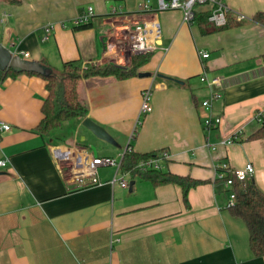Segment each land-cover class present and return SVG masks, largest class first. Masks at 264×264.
I'll list each match as a JSON object with an SVG mask.
<instances>
[{
    "label": "crops",
    "instance_id": "crops-1",
    "mask_svg": "<svg viewBox=\"0 0 264 264\" xmlns=\"http://www.w3.org/2000/svg\"><path fill=\"white\" fill-rule=\"evenodd\" d=\"M145 1L152 11L142 10ZM223 1L235 19L244 16L239 24L215 28L201 16L185 23L180 9L157 11L158 0H0V43L57 71L70 61L124 64L116 46L124 33L151 20L161 28L159 48L139 68L150 76H93L79 83L86 117L119 147L105 143L84 119L42 136L35 129L46 80L21 73L0 82V121L11 125L0 133V264H264V255L251 249L246 222L229 209L231 188L215 179L219 162L233 169L252 163L249 178L264 192V138L246 139L261 126L256 116L264 111V25L253 20L264 0ZM88 5L95 12L91 25L76 27L74 19ZM211 8L199 5L196 13ZM202 75L220 78L221 85H208ZM148 88L153 110L143 113ZM218 92L207 109L203 101ZM210 115L221 118L217 127L205 124ZM238 133L243 140L222 143ZM129 143L137 153L166 152L162 170L203 181L189 190L188 204L179 184L155 186L127 174L128 187L113 185L116 169L108 166L99 169L101 183L83 185L59 164L62 152L86 147L119 157Z\"/></svg>",
    "mask_w": 264,
    "mask_h": 264
},
{
    "label": "trees",
    "instance_id": "trees-1",
    "mask_svg": "<svg viewBox=\"0 0 264 264\" xmlns=\"http://www.w3.org/2000/svg\"><path fill=\"white\" fill-rule=\"evenodd\" d=\"M209 12L197 14L196 18L201 16L205 22L210 23L215 28H226L239 24L231 14H229L228 24L223 27H216L208 20ZM257 23L264 25V11H259L253 17ZM90 23L76 27H88ZM151 53L139 54L132 58L130 65H121L114 62H105L102 64L88 63L84 67L75 61L65 62L62 70H55L46 62L41 63L52 69V73L44 75L33 71L19 72L14 69H0V82L8 77H16L21 73L29 75L42 76L46 80L47 97L42 106L43 117L35 129L42 136H49L53 131L61 128L65 122L72 119L86 118L89 109L83 102L79 94V83L84 78L93 76H115L118 79H126L139 74V68L150 59ZM264 64V55L262 56ZM264 66V65H263ZM261 126L246 139L264 138V115ZM133 135V138L135 137ZM241 134L233 136L235 141ZM236 137V138H235ZM131 143H129V146ZM166 152L155 151L151 153H137L128 148L122 160L121 171L127 173L133 179L141 177L151 181L155 186L174 183L179 184L184 193V201L188 204V192L203 181L193 179L189 176H180L158 168L149 167L147 162L150 159H162L166 157ZM234 189L237 197L233 205L229 206L234 216L241 217L247 224L250 235V246L256 256L264 255V192L256 185L253 179L248 178L244 182L235 180Z\"/></svg>",
    "mask_w": 264,
    "mask_h": 264
},
{
    "label": "built area",
    "instance_id": "built-area-1",
    "mask_svg": "<svg viewBox=\"0 0 264 264\" xmlns=\"http://www.w3.org/2000/svg\"><path fill=\"white\" fill-rule=\"evenodd\" d=\"M211 4L212 8L209 11L208 20L216 27H223L228 24L230 9L223 0H158L157 11L169 10V9H180L183 14V21L185 23H193L196 19V7L199 5ZM141 8L144 11H152L150 1H145L141 4ZM94 7L88 5L84 11H82L75 19L74 25H84L90 22L94 16ZM7 14L3 15V19H6ZM237 21L244 19L243 15L236 17ZM64 26V23H61ZM56 24L47 25L45 30L49 33L55 27ZM161 34V28L157 21L151 20L138 24L133 28H130L119 41L116 43L118 52H120V60L124 62L121 65H130L132 58L139 54L151 53L159 48L157 43L158 38ZM25 57H28L27 52H22ZM202 57L207 58L209 53H201ZM119 61V59H116ZM118 64V63H117ZM202 81H206L208 85H221L220 78L208 80L206 75H202ZM221 94L212 93L207 99L203 101V105L211 110L212 102L214 99L220 97ZM153 110L152 103V90L150 88L145 89L142 94V105L141 112L149 113ZM264 111L257 113V120L260 124L263 122ZM221 121L219 117H213L210 115L205 124L210 127H217ZM11 130L10 123L0 121V133ZM236 138V137H235ZM234 138L231 137L228 140L222 141V143H233ZM127 147L119 157L111 156H98L89 152L86 147H80L75 152H70L69 155L59 153V164L62 167V171L69 174V176L83 185L85 184H99L101 183L99 177V169L101 167H114L116 169L114 176L110 180L111 184L117 182L123 187H128L129 182L124 179L127 173L121 171L122 160L125 152L128 150ZM216 146L213 147L215 149ZM131 149V148H130ZM167 155V154H166ZM5 165V160H0V166ZM149 167L161 169L159 159H150L147 162ZM255 173V167L252 163H248L245 168L233 169L229 164L225 162H219L216 165L215 179L223 182L227 187L231 188L229 206L233 205L236 201V191L234 189L235 180L244 182Z\"/></svg>",
    "mask_w": 264,
    "mask_h": 264
},
{
    "label": "water",
    "instance_id": "water-1",
    "mask_svg": "<svg viewBox=\"0 0 264 264\" xmlns=\"http://www.w3.org/2000/svg\"><path fill=\"white\" fill-rule=\"evenodd\" d=\"M14 69L19 72H29L33 71L36 73L49 75L52 73V69L49 67H46L41 62L36 60H28L25 58H22L20 55L13 54L12 51H10L7 47H5L2 43H0V69L6 70V69ZM151 73L149 72H139V76H150ZM160 77L170 78L178 83H183L182 80L172 78L165 76L161 73L158 74ZM83 124L88 127L90 130H92L95 135H97L99 138L107 141L108 143L120 146L118 141L115 139L111 133H109L105 128L100 126L99 124L95 123L91 118L86 117L83 120ZM133 181L130 182V190L132 189Z\"/></svg>",
    "mask_w": 264,
    "mask_h": 264
},
{
    "label": "rangeland",
    "instance_id": "rangeland-1",
    "mask_svg": "<svg viewBox=\"0 0 264 264\" xmlns=\"http://www.w3.org/2000/svg\"><path fill=\"white\" fill-rule=\"evenodd\" d=\"M204 5H208V4H204ZM95 64H97V63H95ZM105 141V140H104ZM105 143H108L107 141H105ZM110 144V143H109ZM109 144H106V145H109ZM91 146V145H90ZM92 148L94 149H97V150H99L100 152H102V153H104L105 152V149H104V147L103 146H99V145H97V144H94V146H92Z\"/></svg>",
    "mask_w": 264,
    "mask_h": 264
}]
</instances>
